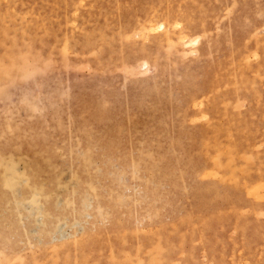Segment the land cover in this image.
Instances as JSON below:
<instances>
[{"label": "rangeland", "instance_id": "374dc122", "mask_svg": "<svg viewBox=\"0 0 264 264\" xmlns=\"http://www.w3.org/2000/svg\"><path fill=\"white\" fill-rule=\"evenodd\" d=\"M0 264H264V0H0Z\"/></svg>", "mask_w": 264, "mask_h": 264}, {"label": "bare ground", "instance_id": "6f19581e", "mask_svg": "<svg viewBox=\"0 0 264 264\" xmlns=\"http://www.w3.org/2000/svg\"><path fill=\"white\" fill-rule=\"evenodd\" d=\"M155 30H156V29H155ZM148 31H149V30H148ZM152 31H153V30H152ZM195 43H196V41H193L192 44H195ZM101 170H102V168H101ZM102 172H103V171H102ZM84 186H85V185H84ZM104 186H105V185H104ZM106 187H107V186H106ZM26 192H27V191H26ZM26 192L24 191L23 194L26 195ZM28 194H29V193H28ZM103 194H104V193H103ZM26 196H27V195H26ZM20 199H21V197H20ZM20 199H19V200H20ZM17 200H18V199H17ZM44 201H45V200H44ZM92 203H93V202H91V204H92ZM93 204H94V203H93ZM88 206H89V205H88ZM82 208H83V207H82ZM83 209H84V208H83ZM41 210H42V209H41ZM72 211H73V210H72ZM13 213H14V212H13ZM91 213H92V212H91ZM112 213H113V212H112ZM7 215H8V214H7ZM10 215H11V213H10ZM3 216H4V215H3ZM5 216H6V215H5ZM85 216H86V215H85ZM96 216H97V215H96ZM112 216H113V215H112ZM72 217H73V216H72ZM103 217H104V216H103ZM6 218H7V216H6ZM9 220H10V219H9ZM45 220H46V219H45ZM95 220H96V219H95ZM46 221H47V220H46ZM7 222H8V220H7ZM9 222H10V221H9ZM49 222H50V221H48V224H49ZM111 222H112V221H111ZM54 223H55V222H54ZM54 223H53V224H54ZM5 224H6V223H5ZM38 225H39V224H38ZM39 226H40V225H39ZM51 226H52V225H51ZM51 226H50V227H51ZM40 227H41V226H40ZM50 227H49V228H50ZM92 228H93V227H92ZM47 230H49V229H47ZM87 231H88V230H87ZM89 231H91V230H89ZM46 232H47V231H46ZM50 233H51V232H50ZM63 234H64V233H63ZM40 236H41V235H40ZM45 236H46V235H45ZM39 239H40V238H39ZM43 240H44V239H43Z\"/></svg>", "mask_w": 264, "mask_h": 264}]
</instances>
